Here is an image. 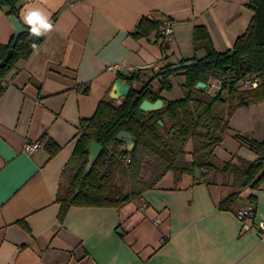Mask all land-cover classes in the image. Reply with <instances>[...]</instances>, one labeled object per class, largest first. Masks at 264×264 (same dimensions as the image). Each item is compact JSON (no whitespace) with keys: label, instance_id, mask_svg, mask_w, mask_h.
I'll list each match as a JSON object with an SVG mask.
<instances>
[{"label":"crops","instance_id":"0c3cea01","mask_svg":"<svg viewBox=\"0 0 264 264\" xmlns=\"http://www.w3.org/2000/svg\"><path fill=\"white\" fill-rule=\"evenodd\" d=\"M249 3L20 1L23 25L30 27L22 19V12L30 8L46 16L53 28L3 81L0 264H264V240L254 228L242 224L234 211L255 196V219L263 221L264 181L258 189H241L233 176L207 172L205 179L194 182L183 176L175 184L168 173L157 187L119 209L72 206L64 222L58 220L61 204L57 198L66 184L62 175L81 137L80 121L94 116L102 100L115 106L123 103L125 98L110 95L118 74L140 70L145 83L167 64L204 57L206 50H195L193 43V30L198 25L208 29L218 52L232 50L254 15ZM8 10L0 6L3 45L14 34ZM142 16L171 20L173 40L163 44L155 33L149 38H134L131 34ZM176 76L182 75L171 80ZM182 81L181 87L184 76ZM86 86L87 94L82 91ZM134 86L141 87V83ZM153 87L159 88L156 80ZM161 96L174 101L167 99L165 91ZM229 126L215 151V159L221 162L216 166L222 168L231 162L245 169L258 155L241 145L235 135L264 140V101L238 108ZM44 137L60 146L52 157ZM28 142H39L42 147L28 154L24 151ZM227 150L231 152L226 154ZM234 193L240 197L234 209L220 210V202Z\"/></svg>","mask_w":264,"mask_h":264},{"label":"trees","instance_id":"16d2710c","mask_svg":"<svg viewBox=\"0 0 264 264\" xmlns=\"http://www.w3.org/2000/svg\"><path fill=\"white\" fill-rule=\"evenodd\" d=\"M20 1L0 0V6L9 9L7 15L20 19ZM249 5L254 15L245 32L237 37L232 50L218 52L208 29L198 25L193 30L194 47L195 50L204 48L206 55L191 59V66L172 70L173 64H167L145 83L141 80L140 70L128 75L118 74L119 79L131 86L123 103L115 106L102 100L94 116L80 121L81 137L62 175L68 185L65 192L62 190L63 194L57 198L61 204L58 216L60 224L64 222L72 206L119 209L139 198L144 191L157 187L168 173L173 174L175 184L183 176L197 181L195 171L199 170L209 174L233 176L234 184L241 189H258L261 186L264 181V140L257 141L241 134L235 135L241 145L258 155V160L245 169L236 167L231 162L219 168L213 161L216 149L230 129L229 120L234 112L240 107L264 101V0H250ZM158 24L157 20L142 16L131 35L139 39L149 38L155 33V38H159ZM23 26L25 31L17 40L13 34L7 45L0 44V62L8 50H13L7 64L0 67V97L4 92L3 81L7 74L19 61L27 60L45 40L44 33L35 36L30 27ZM232 51L234 54L228 57ZM175 75L184 76L185 83L181 87L183 97L166 101L161 93L172 90L171 77ZM250 76L259 78L260 84L257 88L240 89L236 85ZM212 78L222 80L220 90L214 95L209 94L206 89L196 88L198 82L208 84ZM155 80L159 85L158 89L153 87ZM135 84L139 87H135ZM82 91L87 94L88 86ZM158 99L164 101L162 108L137 117L139 106L144 100L155 102ZM225 107L227 112L224 117L218 110ZM122 131H128L133 136L134 147L131 151L126 150L124 141L117 140V135ZM42 139L50 157L59 151L60 146L53 140L45 137ZM92 141L98 142L104 149L91 171L86 174L88 148ZM190 142L192 158L186 161L185 147ZM125 159L130 162L124 164ZM147 159L156 162L157 171L147 182H143L142 173ZM117 176L129 184L130 189L123 196L113 193L114 178ZM205 177L202 176L201 179ZM239 200V193H234L221 201L218 208L232 211ZM247 202L256 206L257 198L250 196ZM238 209L239 207L234 210L235 213Z\"/></svg>","mask_w":264,"mask_h":264},{"label":"water","instance_id":"95a60500","mask_svg":"<svg viewBox=\"0 0 264 264\" xmlns=\"http://www.w3.org/2000/svg\"><path fill=\"white\" fill-rule=\"evenodd\" d=\"M9 21L11 22L13 29H14L15 40H17L18 37L25 31V28H24L22 22L20 21V19L14 15L9 16ZM12 53H13L12 49L8 50L5 57L0 62V67H4L7 64V62L9 61V59L12 56ZM233 54H234L233 51L230 52L228 54V57H231ZM191 65H192V62H186L183 64L173 65L171 67V69L172 70H179V69H183L185 67L191 66ZM231 82H235V80H231ZM206 87H207V85L203 82H198L196 84V88L205 89ZM130 89H131V86L127 82H123L122 80L118 79L115 81V83L112 87V90L110 92V95L112 98H115V99H118L121 97L126 98L129 95ZM163 105H164V101L162 99H158L155 102H151L149 100H144L139 106V110L137 112V117H140L143 113L158 110V109L162 108ZM159 124L162 125L161 122H159ZM117 140L125 142V148L127 151H131L134 147L133 136L128 131L120 132L117 135ZM103 149H104V147L101 144H99L98 142H96V141L91 142V144L88 148L89 160H88V163L86 166V174L91 171L92 166L94 165L95 161L101 155ZM206 174H207V171L201 172L199 170H196L195 171L196 180L201 179L202 176L206 175Z\"/></svg>","mask_w":264,"mask_h":264},{"label":"built area","instance_id":"2783aa9c","mask_svg":"<svg viewBox=\"0 0 264 264\" xmlns=\"http://www.w3.org/2000/svg\"><path fill=\"white\" fill-rule=\"evenodd\" d=\"M33 0H26V3H31ZM158 29L157 33L163 40V44L165 42H171L173 40L174 36V28H173V22L169 19H160L158 20ZM213 82L221 85L222 80L212 78L211 79ZM260 84V80L257 76H250L242 79L239 82L238 87L240 89H255L258 87ZM42 147L41 143L39 142H28L24 146V151L28 154L39 150ZM130 161L129 159L124 160V164H128ZM255 211H256V206L254 204H247L241 208H239L236 211V217L242 224L246 226H251L254 228L261 236L262 240H264V220L263 221H256L255 219Z\"/></svg>","mask_w":264,"mask_h":264},{"label":"rangeland","instance_id":"374dc122","mask_svg":"<svg viewBox=\"0 0 264 264\" xmlns=\"http://www.w3.org/2000/svg\"><path fill=\"white\" fill-rule=\"evenodd\" d=\"M230 76V75H229ZM173 81V82H172ZM182 76H176L174 78H172L171 80V83H172V90L171 91H165L166 94H167V99L170 100V99H174V100H178L180 98L183 97V92H182V89H181V84H182ZM240 82V81H239ZM239 82H237V86L239 85ZM173 84L174 85V90H173ZM220 87L221 85L211 81L208 83L207 85V92L211 95H214L216 92H218L220 90ZM171 92V93H170ZM219 113H221V115L223 114L224 117L226 115V112H227V107L225 108H222L221 110H218ZM225 138V137H224ZM185 150L187 152V155H186V161H190L191 160V151H192V143L190 142L189 144L186 145L185 147ZM231 151L230 150H227L226 151V154H229ZM224 153V151H223ZM218 155V153L216 154ZM220 155V154H219ZM216 157V156H215ZM214 157V163L215 165H220V161L216 160ZM224 158V157H223ZM223 165V164H221ZM144 172L142 173V177H143V182H147L151 176L156 173L157 171V164L155 161H153L152 159H147L144 163ZM171 176H173L172 173H170ZM206 178V177H205ZM65 185H63L62 187V190H63V193L65 192V189L67 187V180ZM129 184L128 182L123 179V178H120L119 176L115 177L114 178V188H113V193L117 196H123L125 193H127L129 191Z\"/></svg>","mask_w":264,"mask_h":264},{"label":"clouds","instance_id":"9594fccd","mask_svg":"<svg viewBox=\"0 0 264 264\" xmlns=\"http://www.w3.org/2000/svg\"><path fill=\"white\" fill-rule=\"evenodd\" d=\"M22 19L30 26V31L35 36H40L45 32L51 31L53 28V25L48 21L47 17L39 10L28 8L22 12Z\"/></svg>","mask_w":264,"mask_h":264},{"label":"flooded vegetation","instance_id":"af4514ba","mask_svg":"<svg viewBox=\"0 0 264 264\" xmlns=\"http://www.w3.org/2000/svg\"><path fill=\"white\" fill-rule=\"evenodd\" d=\"M149 113V112H146V114Z\"/></svg>","mask_w":264,"mask_h":264}]
</instances>
